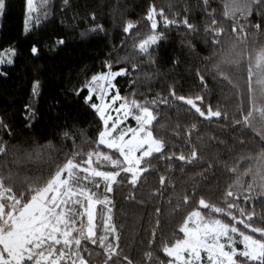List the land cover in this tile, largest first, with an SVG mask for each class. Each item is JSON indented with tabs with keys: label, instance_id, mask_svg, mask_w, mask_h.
Here are the masks:
<instances>
[{
	"label": "snow or ice",
	"instance_id": "obj_1",
	"mask_svg": "<svg viewBox=\"0 0 264 264\" xmlns=\"http://www.w3.org/2000/svg\"><path fill=\"white\" fill-rule=\"evenodd\" d=\"M197 6L207 21L203 36L200 28L190 22V9L176 12L170 18L163 8L157 10L150 4L145 13L150 34L139 38L134 46L138 54L151 61L172 28L184 30L193 54L202 41L214 50V58H205V70L196 71L199 93L180 95L175 86H170L168 96L159 99L141 101L121 96L115 81L128 74V68L114 70L109 54L108 59L101 61L106 70L93 73L79 85L64 90L82 99L97 118L100 127L96 138L87 142L73 138L71 150L63 154L62 162L56 164L47 178L25 176L21 179L10 169L0 170V264H133L129 254L120 247L121 234L113 214V197L125 186L127 200L139 207L151 205L154 223L150 243L162 245L166 258L154 261L151 252H146L145 256L153 264H264V209L258 214L255 208L257 199L264 201V39L255 38L264 37V0H225L223 17L230 18L227 22L231 26V42L227 46L224 27L211 0H200ZM8 8L9 0H0V18ZM62 8L71 10L70 0H63ZM52 14L51 0H39V4L36 0H24V34L28 36L42 19ZM82 19L86 21V27L80 32L82 38L90 35L103 38L108 34L105 26L97 22L95 12ZM135 27L133 21H128L122 30L128 34ZM66 43L59 37L48 47L51 50ZM40 50L38 42L32 43V57L38 58ZM18 55L15 45L0 50V79H11L10 72ZM136 67L132 63V68ZM237 76L243 79V85ZM208 77L234 96L239 94L235 113L219 104L213 107L210 98L206 100L210 92ZM43 87L39 78L33 79L28 100L23 105V118L30 128L40 116ZM169 101L187 106L188 114L201 120L199 126L191 123L185 130L177 124L174 129L175 138L187 142L188 154L173 151L163 138L154 134L157 105L168 106ZM59 106L60 101L56 99L49 103L52 109ZM213 121L225 124L233 132L239 130L245 139L237 138L234 143L240 148L248 146L246 137L251 135L258 142L259 150L253 155L229 153L238 158L232 166L225 162L221 169L232 182L224 189L217 185L212 195L219 202L200 194L204 186L193 184L192 191L185 192L180 201L185 210H191L178 230L165 238L160 229L157 237L164 215V197L174 191V177L159 175V186L145 196L147 177L157 173L155 165L163 160L166 169H172L174 162H179L181 170L185 166L199 167L201 172L197 175L203 180L210 174L208 170L215 169V161L203 159L192 136L195 133L199 139L203 122ZM0 130L11 135V126L2 117ZM62 136L67 140L69 132L62 131ZM47 147H51V141ZM0 153L7 155L6 142H0ZM35 155L40 158L39 152ZM245 176L251 179L244 180ZM172 205L169 198L167 206Z\"/></svg>",
	"mask_w": 264,
	"mask_h": 264
},
{
	"label": "trees",
	"instance_id": "obj_2",
	"mask_svg": "<svg viewBox=\"0 0 264 264\" xmlns=\"http://www.w3.org/2000/svg\"><path fill=\"white\" fill-rule=\"evenodd\" d=\"M199 2L200 0H70L69 10L62 8L63 0H51L53 14L48 19H42L40 25L26 36L23 32L24 0H9L8 11L0 18V50L15 45L19 55L10 72L11 79H0V117L11 126V135L0 130V142H6L7 150V155L0 153V170L10 169L21 179L25 176L47 178L50 171L54 172L56 164L62 162L63 154L71 150L73 138L77 142L96 138V130L100 127L97 118L82 99L64 90L79 85L93 73L106 70L101 61L108 59L109 54L114 70L118 67L128 68V74L117 77L115 81L121 96L141 101L145 98L159 99L160 96H168L170 86H175L180 95L194 96L199 93L201 89L196 71L205 70V58H214V50L209 49L202 41L193 54L185 40L184 30L172 28L166 33L168 38L156 49L151 61L138 54V49L134 46L138 44L139 38L150 34V23L145 22V13L150 4H154L157 10L163 8L170 18L176 12L182 13L185 8L190 9V22L200 28V35L203 36V27L207 21L205 13L197 6ZM36 3L39 4V0ZM224 3L225 0H211V6L224 27L227 46L231 42V26L227 22L230 18L223 17ZM92 12L96 13L97 22L107 29L108 34L103 38L91 35L82 38L80 35L86 27V21L82 18L88 17ZM128 21H133L136 27L125 34L122 29ZM160 27L162 28V24ZM59 37H63L67 43L49 50L48 45L54 44ZM248 37L252 39V33ZM36 38H39L38 41ZM255 38L264 39L261 36ZM34 42H38L41 48L38 58L32 57L30 53ZM118 59L120 63L117 64ZM132 63L136 64L135 69L132 68ZM35 78L43 83V98L39 108L40 116L30 128L23 118V105L28 100L31 81ZM236 78L243 85V79L239 76ZM208 87L210 92L206 100L210 98L213 107L219 104L227 107L230 113H235L236 103L240 98L238 93L234 96L210 77ZM53 99L60 101L58 108L49 107ZM157 108L158 122L154 121V134L163 138L173 151L179 153L182 150L188 154V148L185 147L187 142L175 138L174 129L177 124L185 130L191 123L199 126L201 120L195 115H189L187 106L173 104L171 101L168 106L157 105ZM65 130L69 132L67 140L62 136V131ZM237 138L245 139L239 130L233 132L225 124H217L215 121L211 124L203 122L199 139L193 134L192 141L198 145L203 159L215 161V169L208 170L210 174L205 175L203 180L197 175L201 172L199 167L185 166L181 170L179 162H174L172 169H166L163 160L156 163L158 171L147 177L144 195L147 196V193L159 186V175L174 177L175 185L174 191L168 192L164 197V215L157 229V237L160 236V229L165 238L171 237L178 230L187 211L191 210H185L180 201L185 192L192 191L193 184L204 186L200 194L213 202H219L212 195L217 185L224 189L232 182V178L221 169L225 162L232 166L233 160L238 158L229 153L253 155L259 150L258 142L251 135L246 137L248 146L245 148L234 143ZM49 141L51 147H47ZM36 152H39L40 158L36 157ZM243 179L250 180L251 177L245 176ZM127 196L125 186L113 197L114 223L121 234V249L129 254L133 264H153L145 256L146 252H151L154 261H164L166 258L162 245L150 243V230L154 223L151 205L139 207L135 202L127 200ZM169 198L172 199V207L167 206ZM251 206L252 202H249L248 207ZM255 208L259 214L264 209V201L257 199Z\"/></svg>",
	"mask_w": 264,
	"mask_h": 264
},
{
	"label": "rangeland",
	"instance_id": "obj_3",
	"mask_svg": "<svg viewBox=\"0 0 264 264\" xmlns=\"http://www.w3.org/2000/svg\"><path fill=\"white\" fill-rule=\"evenodd\" d=\"M132 123H134V122H132Z\"/></svg>",
	"mask_w": 264,
	"mask_h": 264
}]
</instances>
